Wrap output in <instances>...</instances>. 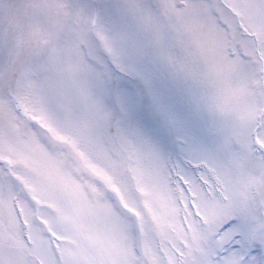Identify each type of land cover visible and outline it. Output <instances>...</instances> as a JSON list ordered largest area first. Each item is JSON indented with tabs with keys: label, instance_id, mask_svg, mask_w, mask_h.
Returning a JSON list of instances; mask_svg holds the SVG:
<instances>
[{
	"label": "snow or ice",
	"instance_id": "6c2138e0",
	"mask_svg": "<svg viewBox=\"0 0 264 264\" xmlns=\"http://www.w3.org/2000/svg\"><path fill=\"white\" fill-rule=\"evenodd\" d=\"M0 264H264V0H0Z\"/></svg>",
	"mask_w": 264,
	"mask_h": 264
}]
</instances>
